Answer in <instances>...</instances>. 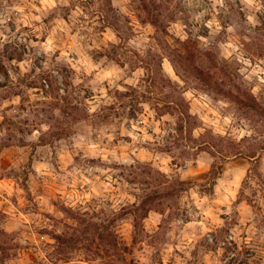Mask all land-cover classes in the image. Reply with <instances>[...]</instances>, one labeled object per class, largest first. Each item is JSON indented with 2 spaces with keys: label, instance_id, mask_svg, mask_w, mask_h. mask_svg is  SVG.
I'll return each mask as SVG.
<instances>
[{
  "label": "clouds",
  "instance_id": "1",
  "mask_svg": "<svg viewBox=\"0 0 264 264\" xmlns=\"http://www.w3.org/2000/svg\"><path fill=\"white\" fill-rule=\"evenodd\" d=\"M0 69V264H264V0H0Z\"/></svg>",
  "mask_w": 264,
  "mask_h": 264
},
{
  "label": "rangeland",
  "instance_id": "2",
  "mask_svg": "<svg viewBox=\"0 0 264 264\" xmlns=\"http://www.w3.org/2000/svg\"><path fill=\"white\" fill-rule=\"evenodd\" d=\"M0 71H2V69H0ZM49 188H51V186H49Z\"/></svg>",
  "mask_w": 264,
  "mask_h": 264
}]
</instances>
